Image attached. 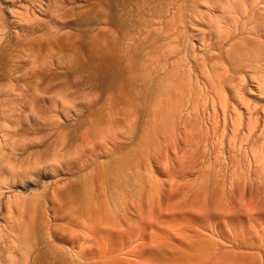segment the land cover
<instances>
[{
    "label": "bare ground",
    "instance_id": "1",
    "mask_svg": "<svg viewBox=\"0 0 264 264\" xmlns=\"http://www.w3.org/2000/svg\"><path fill=\"white\" fill-rule=\"evenodd\" d=\"M0 264H264V0H0Z\"/></svg>",
    "mask_w": 264,
    "mask_h": 264
}]
</instances>
